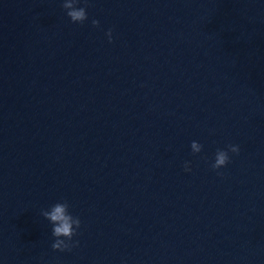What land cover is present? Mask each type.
<instances>
[{
	"label": "water",
	"instance_id": "1",
	"mask_svg": "<svg viewBox=\"0 0 264 264\" xmlns=\"http://www.w3.org/2000/svg\"><path fill=\"white\" fill-rule=\"evenodd\" d=\"M62 4L0 0V264H264V0Z\"/></svg>",
	"mask_w": 264,
	"mask_h": 264
},
{
	"label": "clouds",
	"instance_id": "2",
	"mask_svg": "<svg viewBox=\"0 0 264 264\" xmlns=\"http://www.w3.org/2000/svg\"><path fill=\"white\" fill-rule=\"evenodd\" d=\"M81 0H63L62 7L66 10L67 16L73 23L83 24L88 19L86 11L88 0H83L84 7H78ZM93 27H99L100 22L96 19L91 21ZM109 42H112V29L106 33ZM203 145L197 141L191 143L193 154L200 153ZM229 152L239 154V146L228 145L227 150L217 149L214 163L211 164L213 170L225 167L230 162ZM190 162H185V171H191ZM222 175V173H217ZM70 205L67 201L57 202L51 206L50 210H45L42 215L53 225L52 236L55 238L51 247L54 251H71L73 247L78 246L79 241H73V237L78 234L81 226V220L78 216H73L69 211Z\"/></svg>",
	"mask_w": 264,
	"mask_h": 264
}]
</instances>
